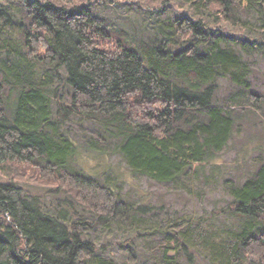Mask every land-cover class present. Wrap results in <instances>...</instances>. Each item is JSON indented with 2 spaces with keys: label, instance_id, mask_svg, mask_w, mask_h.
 Returning <instances> with one entry per match:
<instances>
[{
  "label": "trees",
  "instance_id": "1",
  "mask_svg": "<svg viewBox=\"0 0 264 264\" xmlns=\"http://www.w3.org/2000/svg\"><path fill=\"white\" fill-rule=\"evenodd\" d=\"M183 1L192 13L116 0H0V264H114L96 260L89 230H138L154 213L72 164L79 146L68 121H89L91 148L118 152L133 173L176 189L263 111L245 59L264 52L263 1ZM120 8L148 23H117L110 12ZM252 10L262 29L248 24ZM219 18L255 33H232ZM225 187L236 229L217 240L207 227L180 228L155 242L158 264H190L188 245L210 264H264V161Z\"/></svg>",
  "mask_w": 264,
  "mask_h": 264
},
{
  "label": "rangeland",
  "instance_id": "2",
  "mask_svg": "<svg viewBox=\"0 0 264 264\" xmlns=\"http://www.w3.org/2000/svg\"><path fill=\"white\" fill-rule=\"evenodd\" d=\"M116 1L140 4L148 9L167 4L173 12L192 13L191 8L182 0H165L162 3V0ZM262 1L264 3V0ZM120 11L122 14L110 12L117 23L123 22L127 27L134 24L137 30L143 28L142 24L148 23L139 12L127 8H120ZM255 12L256 10H252L249 15L245 14V17L248 18L250 27L257 26L262 29V23L256 22ZM217 25L235 34L244 33L253 36L255 33L254 30L248 31L223 18L218 19ZM143 35H145L143 32L139 34V36ZM245 59L252 65L251 80L255 89L264 92V52L245 55ZM221 83L224 86L227 84L224 79ZM64 128L79 146V152L72 161L73 165L86 173L109 181L124 198L138 204L146 202L154 206V213L143 216L144 222L138 230L119 225L105 229L98 226L89 230L88 233H91L98 247L96 260L105 259L114 264H158L156 257L158 245L155 242L179 232L180 228L202 226L211 230L217 240L226 237L229 232L236 229L239 218L228 211L232 197L225 187V180L231 178L242 182L261 161H264V107L261 113L252 114L243 120L241 130L235 131L229 145L217 155L213 164L204 165L199 176L185 177L183 185H179L176 189L167 188L146 175L133 173L124 157L118 152L100 153L91 148L88 144L90 138L87 130L93 126L89 121L74 118L68 121ZM18 167L21 168L22 176L26 174L29 177H36L33 167L26 169L25 165ZM22 184L33 192L45 191V187L42 186L25 182ZM50 198L51 196L46 195L48 202L51 201ZM188 247L192 255L190 264L211 263L212 256L208 252L191 245ZM182 258L183 261L188 260L185 251H182ZM95 264H99V261Z\"/></svg>",
  "mask_w": 264,
  "mask_h": 264
}]
</instances>
